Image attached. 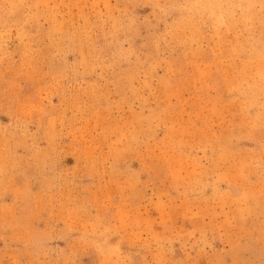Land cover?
Instances as JSON below:
<instances>
[{"label": "rangeland", "instance_id": "1", "mask_svg": "<svg viewBox=\"0 0 264 264\" xmlns=\"http://www.w3.org/2000/svg\"><path fill=\"white\" fill-rule=\"evenodd\" d=\"M0 264H264V0H0Z\"/></svg>", "mask_w": 264, "mask_h": 264}, {"label": "bare ground", "instance_id": "2", "mask_svg": "<svg viewBox=\"0 0 264 264\" xmlns=\"http://www.w3.org/2000/svg\"><path fill=\"white\" fill-rule=\"evenodd\" d=\"M261 4V3H260ZM200 8V7H199ZM261 8V7H260ZM208 9V8H207ZM173 23V22H172ZM227 25V24H226ZM168 32V31H167ZM192 38V37H191ZM213 38V37H212ZM158 46V45H157ZM156 53V52H155ZM262 55V54H261ZM262 62H263V60H262ZM112 113V112H111ZM160 116V115H159ZM119 131V130H118ZM116 135V134H115Z\"/></svg>", "mask_w": 264, "mask_h": 264}]
</instances>
